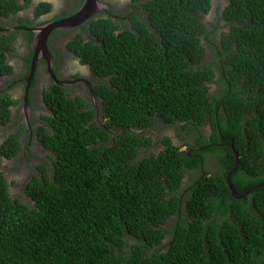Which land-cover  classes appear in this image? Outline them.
<instances>
[{"label": "trees", "instance_id": "1", "mask_svg": "<svg viewBox=\"0 0 264 264\" xmlns=\"http://www.w3.org/2000/svg\"><path fill=\"white\" fill-rule=\"evenodd\" d=\"M212 1L146 0L163 50L93 22L104 49L76 46L98 74H111L94 89L105 126L96 108L44 91L54 133L42 128L39 140L53 167L32 170L25 198L0 173V264H260L264 186L236 199L226 176L235 151L231 186L244 193L264 182V0H217L215 22L203 17ZM16 4L0 0V14ZM10 48L0 35V72L12 71L3 62ZM211 83L220 86L209 93ZM13 102L0 98V126ZM157 118L189 154L166 135L164 150L138 157L152 147ZM18 134L0 145V159L24 151Z\"/></svg>", "mask_w": 264, "mask_h": 264}, {"label": "flooded vegetation", "instance_id": "2", "mask_svg": "<svg viewBox=\"0 0 264 264\" xmlns=\"http://www.w3.org/2000/svg\"><path fill=\"white\" fill-rule=\"evenodd\" d=\"M7 1V0H4ZM18 7L14 11H8L7 13L0 14V35L3 38L9 36L12 39L13 48L5 51V57L3 62L8 65L12 71L11 73L0 72V98L8 97L15 102L9 105V119L0 126V136L2 141L0 145L8 139L10 136L18 134V141L21 146L25 147L24 154L22 151H17L11 157L13 163L20 162V170L26 167L30 173L23 181V185L32 177L31 173L34 169L38 174V167L43 165L45 168L52 169L51 152L46 149L41 141L40 126H45L48 133L53 134V129L48 122L44 120L38 123L37 120L44 115L50 113L47 108L44 91H50L52 94H67L72 99H77L79 105L87 108H95L99 106L103 101L99 90L97 94L94 89L98 84L105 83L108 79V75H100L93 67L84 62V58L79 54V51L85 50V46L92 41L96 43L101 49H104V40L93 33V22L100 20L111 21L110 26L112 32L117 36H129L131 40H135L137 43L142 41L149 43H159V48L164 49V45L161 40L162 35L158 34L157 30L147 20V10L143 7V3L146 0H98L100 7H95L96 12L86 21L74 26L68 30H52L48 36V50L51 56L52 65L51 72L49 71V64L41 57L38 58L36 64L34 63V69L32 70V58L33 53L30 48L28 38L32 36V31L27 28L40 27L47 23L56 22L63 18H67L74 14L82 5L84 0H16ZM217 0H213L210 7V13L213 17L216 16L215 12L218 11L216 4ZM223 7L224 1H219ZM42 4H48L49 10L47 12H41L37 15V10ZM215 22L214 20H212ZM154 33L149 36L148 33ZM31 33V35H29ZM156 41V42H155ZM80 42L81 47L76 45ZM204 46L206 44L203 42ZM207 51L211 54V49L208 47ZM163 55V51H161ZM160 54V55H161ZM210 59H214L212 55H208ZM212 57V58H211ZM16 59V60H14ZM31 71L33 72L31 79ZM218 77L216 72L215 78ZM217 85L216 88L210 89L209 93L218 90L220 84L211 83L210 86ZM28 87V103L30 111L24 115L23 103L25 96V89ZM43 109L41 115L35 111V109ZM160 120V121H159ZM28 121L29 127L24 122ZM163 127L165 124L161 119H156V122ZM182 123V122H181ZM22 127L23 130H22ZM155 126L150 127L147 130V135L152 136V143L155 149L145 146L140 148L139 158L144 157L145 151L147 154L158 153L165 149L162 143V139L158 136L154 137ZM170 130L169 135L172 137L174 144L179 146V150H188L189 148L184 140H180L173 127H168ZM22 130V131H21ZM206 137L211 133L209 123L204 126ZM210 137V136H209ZM194 150V149H193ZM196 150V149H195ZM37 151L41 155H36ZM32 153L37 156L34 160L31 158ZM146 154V153H145ZM2 159H6L2 157ZM0 159V160H2ZM30 168V170H29ZM30 177V178H29ZM191 182L190 176L182 179V185ZM170 229V225H167Z\"/></svg>", "mask_w": 264, "mask_h": 264}, {"label": "water", "instance_id": "3", "mask_svg": "<svg viewBox=\"0 0 264 264\" xmlns=\"http://www.w3.org/2000/svg\"><path fill=\"white\" fill-rule=\"evenodd\" d=\"M95 7H100L98 0H84L81 7L74 14H72L71 16L67 18H63L56 22L47 23L40 27L27 28V30H31L33 32V38L31 39V42H30V48L32 49V52H33L32 70L34 69V63L36 64L38 58L41 57L46 62H48L49 71L51 72L52 60H51V56L49 54V50L47 46V40H48L49 33L52 30H68L78 24L86 22L96 12ZM32 74L33 72L31 71L30 77L27 79V82L30 81ZM28 87L29 86H27L25 89L26 93L24 96L23 112H22L25 116L26 115L28 116V114H26L25 112L28 113L30 111L27 105ZM97 123L100 126H104V122L101 121L99 117L98 107H97ZM24 124L27 127H29L28 121H26ZM229 145L230 147H232V144H229ZM234 156H235V164L226 176V184L228 188L230 189L231 195L236 199H240V198H244L247 194H249L252 189L258 188L260 186H264V182L256 186H253L250 189H247L244 193H238L230 184V175L238 167V154L235 151H234ZM260 264H264V255L262 256Z\"/></svg>", "mask_w": 264, "mask_h": 264}, {"label": "rangeland", "instance_id": "4", "mask_svg": "<svg viewBox=\"0 0 264 264\" xmlns=\"http://www.w3.org/2000/svg\"><path fill=\"white\" fill-rule=\"evenodd\" d=\"M204 19L206 21L209 20H214L213 19V15L211 13L203 16ZM16 60V59H14ZM217 85H214L212 87L216 88ZM36 112H40V109H35ZM42 120V117L39 118L37 120V122L39 123ZM166 135V133L164 132V129H159V125L156 128V134L155 136H163ZM2 141V136H0V142ZM25 150V149H24ZM36 155H41L39 152L35 151L34 152ZM22 154H24V151H22ZM31 158L34 160V158H37V156H35L33 153L31 155ZM35 162V160H34ZM21 163L20 162H15L13 163L11 161V159H2L0 160V173H2L5 177V179L7 180V182L9 183V188H10V192L13 195H19L22 198H25V194L23 191V181L26 179V177L28 176V174L30 173V171L27 170L26 167L21 168L20 170H18V168H20ZM30 170V168H29ZM34 170V169H33Z\"/></svg>", "mask_w": 264, "mask_h": 264}, {"label": "clouds", "instance_id": "5", "mask_svg": "<svg viewBox=\"0 0 264 264\" xmlns=\"http://www.w3.org/2000/svg\"><path fill=\"white\" fill-rule=\"evenodd\" d=\"M40 14V13H39ZM31 31V30H30ZM49 36V35H48ZM33 38V33H32V36H31V39ZM31 39H30V41H29V43L31 42ZM47 42H48V40H47ZM47 46H48V44H47ZM32 50V49H31ZM33 53V52H32ZM33 55V54H32ZM27 94H28V92H27ZM27 105H28V108H29V110H30V107H29V103H28V96H27ZM101 105V104H100ZM100 105L99 106H97L98 107V112H99V110H100ZM97 107H95L96 108V110H97ZM48 108V107H47ZM49 109V108H48ZM41 111L43 110L42 108L40 109ZM38 114L39 115H41V113L40 112H38ZM45 116V115H44ZM100 117V116H99ZM45 120V118L44 117H42V120L40 121V122H43ZM96 120H97V117H96ZM101 121H103L104 122V126H105V121L104 120H101ZM160 121V120H159ZM159 121H155V123H156V128H157V126L159 125V129L161 130V129H164V132L166 133V135L167 136H169V138H170V140H171V142L172 143H174V141H173V139H172V137H170L171 135H169L168 133H170V130L168 129V127H169V125H166L165 123V125L163 126V127H160V124L158 123ZM39 122V123H40ZM25 123V122H24ZM155 123L153 124V126H155ZM44 129V130H46V131H49V130H47L46 129V127L45 126H40V130L41 129ZM156 128H155V134H156ZM108 129V128H107ZM108 130H111V129H108ZM51 132H53V131H51ZM113 134H116L115 132L113 133ZM155 134H154V137H156L155 136ZM166 135H163V136H158V137H160L162 140H163V138L166 136ZM224 138V137H223ZM207 139H209V136H207ZM224 140V139H223ZM163 143V142H162ZM152 149H155V146L152 144ZM233 168V167H232Z\"/></svg>", "mask_w": 264, "mask_h": 264}]
</instances>
